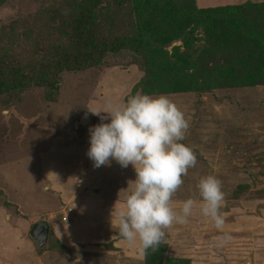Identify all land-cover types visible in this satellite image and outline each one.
Masks as SVG:
<instances>
[{
  "label": "rangeland",
  "instance_id": "obj_1",
  "mask_svg": "<svg viewBox=\"0 0 264 264\" xmlns=\"http://www.w3.org/2000/svg\"><path fill=\"white\" fill-rule=\"evenodd\" d=\"M63 1L0 0V58L14 59L28 75L36 78L42 64L66 41L57 21L58 15L63 14L60 9ZM195 3L199 9L220 13H233L232 8L248 4L264 7V0H195ZM132 11V5L124 9L107 5L99 11L98 21L109 36L128 35L134 19ZM204 33L202 28L195 33L194 48H204ZM177 48L180 53L186 51L180 41L164 49L170 57L176 56ZM193 54L196 59L200 51ZM223 59V54H216L211 66L222 64ZM172 60L176 67L182 65ZM190 61L188 58L185 71L177 74L172 70L159 82L146 86L147 94L167 96L184 114L189 127L181 143L196 156L195 166L187 170L183 183L170 200L173 209L178 211L182 201L193 199L196 203L191 214L185 223H173L166 228L163 242L155 250L149 249L148 256L158 257V264H244L248 260L251 264H264V83L240 88H211L203 84L201 87L198 86L201 79L191 78L195 70L189 67ZM142 64L140 56L122 52L109 56L99 67L62 73L55 88L32 86L17 95L0 96V244L6 250V257L18 250L15 259L17 256L21 259L25 248L33 245L27 239L19 244L27 221L16 220L20 215L15 206L17 202L6 200L20 199L28 214L37 212L34 217H39L38 222H47L48 211H57L54 203L57 194L54 196L51 192V201L42 189L45 182L50 186L52 175L47 169L56 164L55 180L51 181L56 184L64 179L67 193L64 195L73 194L81 169L79 156L89 160L85 154L89 134L81 124L86 109L104 111L109 104L125 102L145 75ZM263 75L264 72L257 70L255 77L260 79ZM251 80L255 82V78ZM143 89L137 93L143 94ZM87 115L93 125L101 122L98 116ZM101 167L103 188H114V196L118 198L114 204L122 207L124 192L127 195L133 187L128 182L135 179L132 166L121 168L112 161L110 166ZM208 175L220 181L224 194L219 210L225 220L222 230H217L200 211L197 185ZM23 193H29V198ZM102 203L83 202L87 215L75 229L74 245L67 246L68 241L62 240L65 237L60 241L54 239L50 232V247L35 264H147L146 252L140 254L117 235L110 222L111 210L107 207L99 214L97 209L102 208ZM67 213L56 214V220L68 222ZM105 213L103 218L98 216ZM62 216L68 217L67 221ZM112 222L117 223L115 216ZM107 225L114 231H106ZM99 231H103L104 237L96 243ZM224 233L230 236L229 240L219 239ZM0 264L7 261L0 258Z\"/></svg>",
  "mask_w": 264,
  "mask_h": 264
},
{
  "label": "trees",
  "instance_id": "obj_2",
  "mask_svg": "<svg viewBox=\"0 0 264 264\" xmlns=\"http://www.w3.org/2000/svg\"><path fill=\"white\" fill-rule=\"evenodd\" d=\"M107 5H114V9L132 5L134 19L128 35L109 36L104 32L98 20L99 11ZM60 9L63 14L58 15L57 21L66 41L42 64L36 78L28 75L14 59L0 58V96L17 95L32 86L55 88L62 73L99 67L109 56L122 52L140 56L145 70L127 98L137 94L141 87L143 94H147V84L159 82L167 72L185 71L188 58L189 67L195 70L191 78L202 80L198 86L240 88L264 83V77H255L257 70L264 72V7L258 4L232 8L233 13H220L199 9L195 0H64ZM201 28L206 42L202 50L194 48L195 33ZM176 41L182 42L187 52L180 53L177 48L176 56L169 57L164 48ZM199 51L194 59L192 53ZM219 53L224 55L223 63L211 66V60ZM173 58L182 63L179 68ZM36 225L31 227V236ZM148 251L147 264H158V257L148 256Z\"/></svg>",
  "mask_w": 264,
  "mask_h": 264
},
{
  "label": "clouds",
  "instance_id": "obj_3",
  "mask_svg": "<svg viewBox=\"0 0 264 264\" xmlns=\"http://www.w3.org/2000/svg\"><path fill=\"white\" fill-rule=\"evenodd\" d=\"M88 113L101 121L88 128L85 154L92 166H110L115 161L121 168L131 165L135 172V179L128 182L133 187L123 206L116 207L115 202L110 212L111 226L140 254L155 250L165 238L164 230L173 223H185L196 203L188 198L178 211L170 203L183 183L182 177L196 164L192 149L181 143L188 121L167 96L141 93L129 96L123 103L109 104L104 111L88 108L86 116ZM197 188L200 211L217 230H222L225 220L219 210L224 194L220 181L208 175L199 180ZM219 239L227 241L230 236L224 233Z\"/></svg>",
  "mask_w": 264,
  "mask_h": 264
},
{
  "label": "crops",
  "instance_id": "obj_4",
  "mask_svg": "<svg viewBox=\"0 0 264 264\" xmlns=\"http://www.w3.org/2000/svg\"><path fill=\"white\" fill-rule=\"evenodd\" d=\"M81 159V169L79 171V180L77 182V185L73 191V194L68 195V197H66L64 194H67L64 191V179H60V182H57L56 184H53V182L51 181L52 179L55 180V178L53 177L54 175V171H56L57 169V165L55 164H51L50 168H48L47 170L50 171L52 177L49 179V187L48 183H44L43 186L42 184V189L44 190L45 194L47 195V197L50 196V198L52 197L51 192L53 191V195L55 196V194H57V196H55L54 198V203L56 204L57 207V211L53 210V211H48V215H46L47 219V223L50 225V232L53 235V238L60 241L62 238H66L65 240L62 239L63 241H68L67 246H72L75 244V242H77L76 240V236L74 234L75 229H77V226L80 225L82 223V217H86L87 212L85 210V207L83 206V202H89V201H97V202H104L102 203L101 207L102 208H98V212L99 214L102 213V209L105 208H109L110 210H112L113 206H114V202H116V198L114 196V188H103V183H101V179H100V172L103 170L102 167L99 168H94L91 164V160L84 158L82 155L79 156ZM54 165V166H53ZM88 165V166H87ZM44 168V167H43ZM102 168V169H101ZM53 170V171H51ZM1 174V172H0ZM2 178L4 176H1ZM5 178V177H4ZM4 190V189H2ZM120 192H123V190H120ZM3 194V193H2ZM5 197V193L3 194ZM25 198L28 197L29 198V193H23L22 194ZM78 197L77 200H74L75 197ZM117 196V195H116ZM126 196L125 192L124 195ZM124 198V197H123ZM16 199V197L14 198ZM13 199V200H14ZM58 199V200H57ZM18 200V199H16ZM12 201V199H8L6 200V202H17L15 204V206H18V209L20 211V215L19 217H16L15 219H25L27 221V225H26V231L24 232L25 234L22 235V237L20 238V243H25L27 240H32L33 241V245L30 249H26L23 251V253L21 254V259L17 256V260L15 259L18 250L15 252V254L12 256H5L4 255V246L0 244V258L2 260L7 261V264H35L37 258H39V256L44 255L45 253H47V251L45 249L48 248H43L40 249L39 246H37L38 244H36L37 242L34 240L33 236L29 237V233L31 231V227L33 224H38L39 222V217H34V215H36L34 213L28 214L27 211L25 210V206H23V201H20V199L18 201ZM88 200V201H87ZM51 201L52 198H51ZM60 201V202H57ZM20 202V203H18ZM121 202V201H120ZM123 203V202H122ZM99 205V204H98ZM25 208V209H24ZM68 212L66 214V216L69 217V221L66 223H61L59 220H56V214L58 213H62L63 216L65 215V212ZM98 214L99 217H104L106 216L105 214H102L103 216H100ZM62 216V218H63ZM67 217V218H68ZM96 216H94L95 219ZM104 220V219H102ZM11 221V220H9ZM13 221V220H12ZM11 221V222H12ZM62 221V220H61ZM43 222V221H42ZM107 223H109V221H107ZM106 223V224H107ZM76 227H75V226ZM112 229V228H111ZM106 231H114L113 229L110 230V227L107 225L105 227ZM103 231H99V237L96 238V240H94V242H98V240L102 237H104V235H102ZM31 234V233H30ZM25 239H27L25 241ZM79 243H81V241H78ZM19 248V247H17ZM36 248V249H35Z\"/></svg>",
  "mask_w": 264,
  "mask_h": 264
},
{
  "label": "water",
  "instance_id": "obj_5",
  "mask_svg": "<svg viewBox=\"0 0 264 264\" xmlns=\"http://www.w3.org/2000/svg\"><path fill=\"white\" fill-rule=\"evenodd\" d=\"M81 124L86 132H88V128L93 125V121L89 115L86 114L82 117ZM49 235H50V225L43 221L39 222L36 227L32 231V236L34 240L37 242L40 249L48 248L49 246ZM244 264H251L248 260Z\"/></svg>",
  "mask_w": 264,
  "mask_h": 264
},
{
  "label": "built area",
  "instance_id": "obj_6",
  "mask_svg": "<svg viewBox=\"0 0 264 264\" xmlns=\"http://www.w3.org/2000/svg\"><path fill=\"white\" fill-rule=\"evenodd\" d=\"M63 221H67V217H64V218H63Z\"/></svg>",
  "mask_w": 264,
  "mask_h": 264
}]
</instances>
